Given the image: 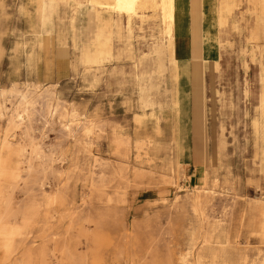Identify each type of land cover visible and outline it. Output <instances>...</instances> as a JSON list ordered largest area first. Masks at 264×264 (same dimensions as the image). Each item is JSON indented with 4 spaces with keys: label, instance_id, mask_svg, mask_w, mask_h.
Segmentation results:
<instances>
[{
    "label": "rangeland",
    "instance_id": "374dc122",
    "mask_svg": "<svg viewBox=\"0 0 264 264\" xmlns=\"http://www.w3.org/2000/svg\"><path fill=\"white\" fill-rule=\"evenodd\" d=\"M56 2L37 18L0 0V264H264V35L199 0L206 56L182 62L192 0H175L173 41L147 12L133 55L115 38L90 68L95 15ZM252 13L264 24V0Z\"/></svg>",
    "mask_w": 264,
    "mask_h": 264
},
{
    "label": "bare ground",
    "instance_id": "6f19581e",
    "mask_svg": "<svg viewBox=\"0 0 264 264\" xmlns=\"http://www.w3.org/2000/svg\"><path fill=\"white\" fill-rule=\"evenodd\" d=\"M30 1L31 3H33L32 5L34 6L35 14L38 16L41 6L43 2H45L46 0H38V1L30 0ZM241 1L242 0H240V2ZM60 2L62 3V5L69 4L70 8L72 7L71 3L73 2H75L76 4L77 3H80V4L87 3L89 6H91L94 9L97 22L99 21L98 16L101 10H104L110 14V22H111L110 30L105 32L103 29L99 27L97 35L93 36L90 44L86 46L85 56L87 58H86L85 63L90 68L94 66H101L106 61L110 60L113 57L114 54H113L112 48H113V40L115 39L114 29H117V39L124 44L125 50L128 52L130 56L133 55L134 48L131 43L132 42L131 34L134 32L133 22L136 20L137 16L146 14L147 12H153L150 18H154V20H156V25L161 26L162 28L161 30L163 31V37L165 40L171 42L173 41V39H175V19H174L175 0H113V3L106 4V5L97 3L94 0H85V2H82L80 0H60ZM198 2L199 0H192V9H191V14H190V18H191L190 31H191L192 46H193L192 54H193V59H194V62L196 63L195 64L196 66H198V61L204 55V47L201 44L202 35H201V29H200V22L202 19V14L200 10L197 8ZM240 2L239 1L233 2L234 4L232 5V11H233L232 13H234V15L237 16L238 20H240L241 22H244V25L241 23L243 26L242 30L248 32L249 42L257 45L258 42L261 40L259 31L256 25L257 18L253 17V19H251V16L249 15L248 11H252V9L257 8L258 0H243V6H246L248 17L243 15L242 12H240L241 7H242ZM23 10H25V8H23ZM125 20L126 22L124 23ZM193 69H195V67ZM261 83H262V86H261V93L259 97V106H258L260 117L255 118L253 121V130L257 137L261 136L263 129H264L263 128L264 126V79H262ZM196 87H197V84L195 83L194 91L196 90ZM28 96L25 94L21 96L20 105L23 108L21 109V107H17L18 111L17 113H15L16 118L22 119L24 117L23 115L24 112H27L25 111L26 105L29 103L30 100H32V99L28 100L29 99ZM51 96H52V93H51ZM19 108L21 109L22 113L19 111ZM2 111H3L2 106L0 105V115L2 114ZM90 131L91 130L87 128V133H90ZM0 169L2 170V168Z\"/></svg>",
    "mask_w": 264,
    "mask_h": 264
},
{
    "label": "crops",
    "instance_id": "0c3cea01",
    "mask_svg": "<svg viewBox=\"0 0 264 264\" xmlns=\"http://www.w3.org/2000/svg\"><path fill=\"white\" fill-rule=\"evenodd\" d=\"M46 1H49V0H46ZM45 1V2H46ZM100 2H111V3H113V0H99ZM243 1V0H242ZM45 2H43V3H45ZM224 2H225V4H224V6H225V10H226V12H227V14H229V16H222V24H225L224 22H227V21H229V17H230V13H229V10L231 9V7H232V4H230V3H228V0H224ZM87 4V3H86ZM56 9H57V11H58V14H57V16H59L60 15V12H61V8H62V3L60 2V0H57V2H56ZM71 5H72V7L73 6H82L83 4H80V3H75V2H73V3H71ZM63 7H67V6H63ZM82 10H88V11H90V12H92L94 15H95V11H94V9L91 7V6H89V5H83V7H82ZM72 12V11H71ZM253 9H252V11H248V13H249V15L251 16V19H253V17H256L257 18V22H256V25H257V28H258V31H259V35H260V38L262 39V37H263V35H264V24H262V25H260V22H259V19H258V17H257V15H253ZM39 17V15L37 16V18ZM106 18H108V15H106ZM190 20H191V18H190ZM224 21V22H223ZM201 23V22H200ZM40 25V24H39ZM94 28H93V35H92V37L93 36H95V35H97V33H98V30H99V27H100V24H98V22H97V20H96V15H95V19H94ZM70 27H71V19H70ZM38 28H39V26H38ZM190 29H191V21H190ZM200 29H201V24H200ZM133 34H134V32L131 34L132 35V39H133ZM201 35H202V33H201ZM114 37L117 39V29H114ZM190 38H191V44H192V37H191V31H190ZM132 43V42H131ZM204 47V46H203ZM112 51H113V48H112ZM192 51H193V46H192ZM204 57L206 56V50H205V47H204V55H203ZM210 58H211V60L210 61H208V60H205V62H204V65H207V66H210L213 62V58H212V56H210ZM202 59V58H201ZM200 59V60H201ZM199 60V61H200ZM193 61V54H192V57L191 58H189V59H184L182 62H192ZM198 61V62H199ZM141 62H146L147 63V66H148V68L150 69L151 68V63H150V61L148 60V59H146L144 56L141 58Z\"/></svg>",
    "mask_w": 264,
    "mask_h": 264
}]
</instances>
